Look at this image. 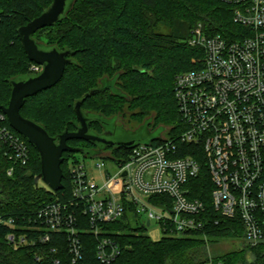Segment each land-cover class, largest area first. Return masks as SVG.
<instances>
[{"label":"trees","instance_id":"trees-1","mask_svg":"<svg viewBox=\"0 0 264 264\" xmlns=\"http://www.w3.org/2000/svg\"><path fill=\"white\" fill-rule=\"evenodd\" d=\"M52 0H0V114L10 97L9 80L37 73L24 52L17 29L38 16ZM233 7L219 0H73L65 15L55 24L43 27L33 38L44 47L75 51L61 79L52 87L28 97L21 114L44 126L51 135L65 129H76L74 103L91 89L108 87L88 96L81 104L83 112L102 118H116L122 123L125 116L147 122L149 129L168 127L166 136H176L184 130L173 93L177 74L195 68L203 52L188 45L192 30L201 24L203 32L211 36L221 34L231 38L239 27L232 20ZM161 26L167 31L158 30ZM197 59L193 61L194 59ZM129 114V115H128ZM0 124L10 129L7 120ZM140 125V124H139ZM90 129L101 133L98 121H91ZM13 130V129H12ZM162 130V131H163ZM162 135V132L161 134ZM158 137L154 140H158ZM29 147L27 164L13 163L0 141V216L12 218L13 227L0 223V264H207L205 244L199 232L186 235L163 234L152 240L146 226L132 214L108 225L119 247L117 256L101 262L95 255L96 238L87 231L80 233L83 255L71 263L64 235L53 234L49 241L13 248L7 241L8 232L25 229L32 224L37 211L46 204L65 201L71 197L70 173L63 172V188L53 192L39 185L36 177L40 162L35 148ZM69 145L90 148L89 142L72 139ZM125 148H115L114 154ZM75 160H77L74 157ZM190 180L192 197L206 205L211 218L205 232L209 240L243 236L239 221L216 213L210 200L211 184L204 165ZM14 165L12 175L7 169ZM41 254L40 257H37ZM252 255L248 260L247 254ZM212 264H264V242L245 244L223 255L212 257Z\"/></svg>","mask_w":264,"mask_h":264},{"label":"built area","instance_id":"built-area-1","mask_svg":"<svg viewBox=\"0 0 264 264\" xmlns=\"http://www.w3.org/2000/svg\"><path fill=\"white\" fill-rule=\"evenodd\" d=\"M219 1L233 7L232 20L239 29L231 38L208 36L198 24L187 39L203 55L197 67L174 79L184 130L118 155L101 152L95 164L101 183L74 159L68 166L71 197L46 204L32 224L8 232L13 248L47 242L54 233L64 235L70 261L76 263L83 255L80 233L87 231L96 238L97 259L109 262L119 247L108 225L128 213L146 228L155 225L147 231L152 240L193 232L205 237L211 218L203 200L191 196L190 185L202 170L201 156L214 211L239 221L247 243L264 242V0ZM32 69L39 72L41 66ZM5 119L1 113L0 120ZM0 141L13 163H28L29 147L20 134L0 124ZM104 158L114 167H106ZM13 171L11 165L7 175ZM0 223L13 227L14 220L0 216Z\"/></svg>","mask_w":264,"mask_h":264},{"label":"water","instance_id":"water-1","mask_svg":"<svg viewBox=\"0 0 264 264\" xmlns=\"http://www.w3.org/2000/svg\"><path fill=\"white\" fill-rule=\"evenodd\" d=\"M73 0H52L38 16L28 21L17 29L20 43L28 59L41 66L37 73L15 77L9 80L10 97L6 106H2L10 127L24 137L37 151L40 172L36 177L51 191L55 192L63 188V172L61 164L64 160V152H79L84 155L97 156L106 147L131 148L140 143H148L157 136L141 134L139 125L134 131L126 130L122 126H116L113 121L97 115H90L81 109L82 102L90 95L108 87L109 82L101 80V87L91 89L74 103L76 115V129H65L61 133L51 136L44 126L21 114L28 97L41 90L55 85L63 76L66 66L71 62L69 56L75 51L69 49L59 50L56 47H44L34 38L33 34L39 29L51 26L58 22L71 7ZM98 121L103 132L97 133L90 129V122ZM147 126V122L142 123ZM83 140L91 143L94 148L73 147L69 140ZM148 221L146 224L148 225Z\"/></svg>","mask_w":264,"mask_h":264},{"label":"rangeland","instance_id":"rangeland-1","mask_svg":"<svg viewBox=\"0 0 264 264\" xmlns=\"http://www.w3.org/2000/svg\"><path fill=\"white\" fill-rule=\"evenodd\" d=\"M158 30L166 32L167 28L164 26H161ZM195 60H197V59H194L193 61H195ZM197 65L198 64H196L195 67H197ZM122 122L124 123V125L126 127H129V129H127V130H131V131H134L136 129V127L139 126V124L142 125V126H140L139 131L141 132V134H146V136L148 134L157 136V135L161 134V132H162V135H164L165 131L167 133V131L169 129L168 127H166L163 130L162 126H160V125H156L157 127H155V128H152V125H151L150 126L151 129H149L147 126L142 124V121L140 122V120H137L136 118L129 117V116L123 117ZM74 157L77 160H79L81 163L84 164V167L88 171L90 176L95 177L96 181H99V183L102 182V179L97 180L98 177L100 176L101 172H100V169H97V167L95 166V164L98 161H101V159H102L99 155H97V156L84 155V154L79 153V152H73L71 155L67 154V161L63 164L65 171H67L68 166L74 161ZM104 161H105L106 167H108V168L114 167V165H111L108 158H104ZM39 185L45 186L44 183L40 180H39ZM154 226L155 225L152 224L150 227H147V231L148 232L153 231ZM236 234L237 235H235L234 237L222 238V239H218L214 242L209 240V237L207 235L205 237H201L202 241L205 244V249H206L205 252L209 257V261L214 256L223 255V254L227 253L228 251H230L236 247H242L247 243L246 239L243 236L241 237V234H239V233H236ZM247 244H249V243H247ZM249 246H253V245L249 244ZM247 258H248V260H251L252 255L250 253H248Z\"/></svg>","mask_w":264,"mask_h":264},{"label":"flooded vegetation","instance_id":"flooded-vegetation-1","mask_svg":"<svg viewBox=\"0 0 264 264\" xmlns=\"http://www.w3.org/2000/svg\"><path fill=\"white\" fill-rule=\"evenodd\" d=\"M107 120H109V121L112 120L113 123H114L116 126H119V125H120V126H122L124 129H126V130L129 129V127H126V126L124 125L123 122H122V123L119 122L116 118H110V119H107ZM90 123H91V122H90ZM137 127H138V126H137ZM137 127H136V128H137ZM101 129H102V128H101ZM101 132H103V130H102ZM82 141H83V140H82ZM70 146L75 147V146H77V145H70ZM82 147H85V145H83ZM93 148H94V146L91 145L89 149H93ZM114 149H115L114 147H106V148H104L101 152H103V151H104V152H105V151L110 152V151H111L112 153H114Z\"/></svg>","mask_w":264,"mask_h":264}]
</instances>
